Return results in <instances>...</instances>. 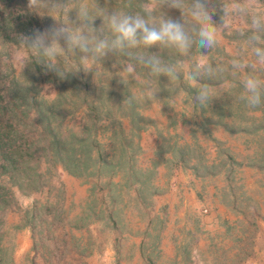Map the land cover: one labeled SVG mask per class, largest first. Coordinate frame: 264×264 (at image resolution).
<instances>
[{
	"label": "rangeland",
	"instance_id": "rangeland-1",
	"mask_svg": "<svg viewBox=\"0 0 264 264\" xmlns=\"http://www.w3.org/2000/svg\"><path fill=\"white\" fill-rule=\"evenodd\" d=\"M237 2L246 14L234 12L220 27L224 6ZM191 4L184 0L183 8L172 9L168 0H36L28 7V0H0V102L12 99L10 91L27 90L41 150L58 137L87 163L74 174L62 167L48 173L47 156L39 153L45 177L39 187L61 181L70 216L88 218L74 230L80 251L38 256V264H264V103L250 108L242 86L249 74L264 79V65L248 43L258 31L252 18L264 16L262 0H209L219 31L206 50L193 37L187 51L125 46L93 55L60 40L46 55L25 39L33 29L54 25L73 36L84 29L111 44L116 34L106 17L113 12L156 27L181 18L191 34ZM150 58L173 76L153 74L143 62ZM234 59L245 67L234 68ZM204 84L213 93L202 106L196 96ZM37 106L45 122H36ZM13 193L0 264H32L33 236L21 218L48 195Z\"/></svg>",
	"mask_w": 264,
	"mask_h": 264
},
{
	"label": "trees",
	"instance_id": "trees-1",
	"mask_svg": "<svg viewBox=\"0 0 264 264\" xmlns=\"http://www.w3.org/2000/svg\"><path fill=\"white\" fill-rule=\"evenodd\" d=\"M17 90L15 94L10 91L12 97L10 101L6 98L4 103L0 102V256L5 255L7 250L4 247L5 213L16 203L13 189L17 188L22 195L32 197L43 192L48 195L47 201L40 202L36 199L32 208L21 218L23 225L30 229L33 236L35 257L32 264H38L36 261L38 256L43 260L47 256L55 257L62 251L67 253L75 249L80 251L81 241L75 236L74 230L81 229L88 218L84 214L70 216L64 207L66 192L61 181L59 187H39L45 178L39 173V166L41 168L39 153L43 152L47 156L48 173H51V169L62 167L67 173L74 174L80 172L75 169L83 170L87 163L84 164L77 159L74 150L71 154V150L66 149L67 143L58 137H53L51 144L41 150L39 147L41 141L35 139L32 133L34 120L30 122L29 117L33 106L29 103L31 98L27 90L20 88ZM31 102L34 101L31 99ZM35 113L37 123L39 119L46 121L44 111L40 110V107L37 106ZM68 162H71V165H67ZM7 181L13 186L8 187ZM94 214L97 213L94 211Z\"/></svg>",
	"mask_w": 264,
	"mask_h": 264
},
{
	"label": "clouds",
	"instance_id": "clouds-1",
	"mask_svg": "<svg viewBox=\"0 0 264 264\" xmlns=\"http://www.w3.org/2000/svg\"><path fill=\"white\" fill-rule=\"evenodd\" d=\"M36 0H28V7L34 6ZM168 6L172 9H181L184 7V0H168ZM224 16L220 18L219 26L227 27L225 17L232 15L234 12L238 14H246V7L237 2L231 8L224 6ZM216 15L214 8L209 6V0H192L190 7V17L194 22L191 25V34L186 30L185 24L181 18H172L161 20L159 26H151L145 18L141 16H133L122 13L113 12L106 17V22L116 34L115 39L109 43L107 39L98 37H90L81 29L73 36L67 33V30L54 25H49L43 29H33L31 34H26L25 39L30 42L34 48H39L46 55L54 51V47L60 40H64L67 44L76 43L84 52H92L93 55H104L107 51L117 47L135 48L143 46L150 48L157 45H170L180 51H187L191 48L194 40L201 49H210L217 43L218 26L213 17ZM252 25L258 31H254L248 38V43L252 45V54L257 63L264 65V46H261V40L264 37L259 35V30L264 29V16L256 15L252 18ZM93 46L89 48V44ZM87 64L88 58L84 57ZM145 66L150 69L153 74H164L173 76V70L167 66H162L160 61L150 58L143 61ZM203 62V61H202ZM234 68H243L245 65L237 59L232 61ZM213 71L211 65L207 69ZM128 71H132L131 68ZM195 77H193L194 79ZM242 86L247 94V104L250 108H258L264 103V79L249 74L243 81ZM213 89L210 85L204 84L196 96V100L200 105L207 104L212 98ZM149 95H152L150 92ZM154 98V97H153Z\"/></svg>",
	"mask_w": 264,
	"mask_h": 264
}]
</instances>
